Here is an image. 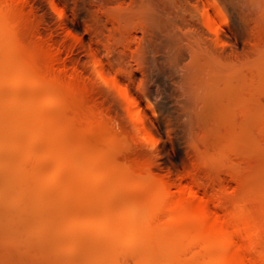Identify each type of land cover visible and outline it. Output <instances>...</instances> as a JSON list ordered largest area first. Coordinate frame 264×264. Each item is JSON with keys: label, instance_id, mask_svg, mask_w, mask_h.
Listing matches in <instances>:
<instances>
[{"label": "rangeland", "instance_id": "374dc122", "mask_svg": "<svg viewBox=\"0 0 264 264\" xmlns=\"http://www.w3.org/2000/svg\"><path fill=\"white\" fill-rule=\"evenodd\" d=\"M12 1L0 264H194L142 240L163 183L264 219V0Z\"/></svg>", "mask_w": 264, "mask_h": 264}, {"label": "bare ground", "instance_id": "6f19581e", "mask_svg": "<svg viewBox=\"0 0 264 264\" xmlns=\"http://www.w3.org/2000/svg\"><path fill=\"white\" fill-rule=\"evenodd\" d=\"M14 6L15 2L12 0H0V24L6 29L13 27L12 25L15 24L13 21V24L10 23L11 16L8 18L11 15L9 12L14 10ZM53 9L58 11L55 5H53ZM217 13L222 15L219 8H217ZM8 19H10V22ZM13 32L15 35L18 33L17 30V33L15 30ZM7 37L9 38V36ZM114 84L131 107V111L135 112L136 120L144 128V123L139 115L138 103L130 96L127 89L118 83ZM12 104L14 105V103ZM41 108H38L34 113V118L39 119L43 115L44 109ZM19 114L22 115V111L17 113L18 117ZM13 118L15 120L13 130L19 131L21 129L20 124L17 123L19 120H17V116H13ZM168 185L163 183L153 197V210L148 219L149 222L145 224V229L142 228L144 237L141 235L143 232H140L143 241H146V243L156 241L167 243L168 246H171V250L170 247L169 250L174 255H177L180 250L185 252L186 249H192L194 254L191 259L196 262L190 260V263L192 261L194 264H264V248L262 246L261 249L259 246L260 238L264 237L262 235L264 233V219L257 218L248 207L242 204L236 209H223L224 206L222 207L219 204L222 212L213 210L209 203L193 191L191 187H181L178 193H175L170 190ZM136 214H133L131 220H138L139 216ZM262 217L264 218V215ZM152 239L154 240L152 241ZM260 245L264 244L260 243ZM192 250L191 253H193ZM170 251L168 252L170 253ZM172 260L176 259L172 258Z\"/></svg>", "mask_w": 264, "mask_h": 264}]
</instances>
